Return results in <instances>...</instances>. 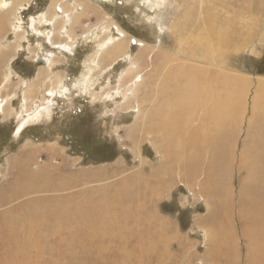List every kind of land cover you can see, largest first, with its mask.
Here are the masks:
<instances>
[{
    "label": "rangeland",
    "instance_id": "rangeland-1",
    "mask_svg": "<svg viewBox=\"0 0 264 264\" xmlns=\"http://www.w3.org/2000/svg\"><path fill=\"white\" fill-rule=\"evenodd\" d=\"M263 59L264 0H0V264H264Z\"/></svg>",
    "mask_w": 264,
    "mask_h": 264
},
{
    "label": "bare ground",
    "instance_id": "bare-ground-1",
    "mask_svg": "<svg viewBox=\"0 0 264 264\" xmlns=\"http://www.w3.org/2000/svg\"><path fill=\"white\" fill-rule=\"evenodd\" d=\"M178 25V24H177ZM125 44H126V41H122V42H120V43H118L116 46H114V50L115 49H117V51H115V53L114 54H119V53H122V52H124L125 51ZM145 65V64H144ZM176 74H181V76H175V79L176 80H178L176 83H174V84H176V85H173L174 86V89H173V92H172V94H171V96H170V98H169V100H167V99H165V100H167V101H169V106H165L167 109H168V111L169 110H171V109H174L173 111L175 112L174 114H173V116H172V118H171V115H169V112L167 111L165 114H161V117H160V121L161 120H163L166 124H168L169 125V123H170V121H171V123L172 122H175V123H177L178 122V120H179V117L180 116H182L186 111L185 110H188V112H189V115H188V121H185V125L182 127V128H186V126H187V124H188V122H189V119H192V113H193V109H195L194 107H192V109H190V106H187V104L189 103L188 102V98H187V91H188V93H189V96H191L192 95V92L193 91H195V89H196V82L197 83H199L200 81V84H199V87H200V89L201 90H206V86H205V84L202 82V80H200V79H198V78H194V77H192L191 75H186V76H182V73H180V71H176ZM228 81V80H227ZM240 81V80H239ZM238 82V81H237ZM227 84V83H226ZM225 84V85H226ZM231 85V84H230ZM233 85V84H232ZM236 85V84H235ZM238 85V84H237ZM228 86V85H227ZM234 86V85H233ZM242 85L240 84V86L239 87H241ZM264 86V85H263ZM197 87H198V84H197ZM199 87H198V89H199ZM228 87H230V86H228ZM239 87H237V89L239 88ZM245 87V86H244ZM227 88V87H226ZM168 90H170L171 91V89H168ZM224 90V89H223ZM233 90V89H232ZM231 90V91H232ZM239 90V89H238ZM242 90H243V88H242ZM169 91V92H170ZM234 92L230 95V96H228V97H226V95H225V97L226 98H229L228 100H229V106L231 107V108H229V106H228V109L225 107V106H223L222 107V109L224 110L225 108V110H224V113L226 112V115H224L225 116V118L226 119H230V120H233V119H235L234 118V116L232 115V113L234 112L235 113V111H234V109L235 110H237L236 108H238L239 107V102L240 101H238V99H239V96H238V94L235 92V89L233 90ZM241 91V90H240ZM203 92V91H202ZM223 92V91H222ZM54 93V92H53ZM194 93V92H193ZM231 93V92H230ZM229 93V94H230ZM239 93V92H238ZM263 93V92H262ZM51 94H52V92H51ZM228 94V93H227ZM53 95V94H52ZM162 95H165V94H162ZM198 95V94H197ZM205 95V94H204ZM48 96H50V95H48ZM201 96V95H200ZM241 96H242V93H241ZM262 96V101H263V103H264V93H263V95H261ZM51 97V96H50ZM166 97V96H165ZM167 97H168V95H167ZM203 97V96H202ZM217 97V96H216ZM223 97V96H222ZM231 97V98H230ZM243 97V96H242ZM219 98V97H218ZM224 98V97H223ZM213 99V98H212ZM221 99V98H220ZM241 99V98H240ZM192 100V102L193 103H195L194 105H203L204 104V100L203 99H200V100H197L196 98H193V99H191ZM190 100V101H191ZM206 100V99H205ZM224 100V99H223ZM261 100V99H260ZM225 101V100H224ZM162 102H165V101H162ZM211 102V101H210ZM165 103H167V102H165ZM256 103H258V102H256ZM164 105V104H163ZM223 105V104H222ZM239 109V108H238ZM51 110H52V106L51 107H47V108H43V109H38L36 112H31L32 113V115H30V116H27L26 118H22L21 120H20V122H19V124H18V127H17V130H16V134H19L20 133V131L28 124V123H30L29 121L30 120H39V118L41 117V116H44L45 115V117L47 118L48 116H50L51 114H50V112H51ZM239 111V110H238ZM172 112V111H171ZM232 112V113H231ZM46 115H48V116H46ZM157 115V114H156ZM235 115V114H234ZM237 115V114H236ZM235 115V116H236ZM26 116V115H25ZM158 118H159V116H158ZM182 120H184V118L182 119ZM219 120V119H218ZM158 121V120H157ZM236 121H237V119H236ZM236 121L234 122V123H236ZM222 122V121H221ZM34 123V122H33ZM223 123V122H222ZM224 123H226V121L224 122ZM228 123H229V121H228ZM31 124V123H30ZM181 125V124H180ZM177 126V125H176ZM178 129L180 128V130H181V127L179 126V124H178ZM173 129V128H172ZM176 130V129H175ZM182 131V130H181ZM203 131V130H202ZM205 132V131H204ZM171 133H174V132H171ZM176 133V135L178 136V137H180V139H181V137L183 138H185V139H187V141H186V143L184 142V144H186L185 145V147L187 148V149H185V147H184V149L182 150L181 149V146H179L180 148V150H182V151H189L190 152V154L192 153L193 154V152H194V155H195V151L194 150H197V144H198V140H199V132L198 131H186V130H183V132L182 133H180V131H177V132H175ZM169 135H171V138H172V134H170V130H169ZM205 136V135H204ZM202 137V138H205V137ZM175 138H176V136H174ZM174 139V138H173ZM175 140V139H174ZM183 140V139H182ZM205 140H207L206 138H205ZM173 142V141H172ZM181 142V141H180ZM179 143V142H178ZM177 143V144H178ZM183 143V142H182ZM173 144V143H172ZM172 144H170V142L167 144V146H169L168 148H167V151L169 152V153H171L173 150H172ZM181 144V143H180ZM183 144V145H184ZM174 145V144H173ZM174 148H175V146H173ZM177 147V146H176ZM187 151V152H188ZM186 152V153H187ZM175 154V153H174ZM199 154V152L197 151L196 152V155H198ZM177 155H180V153H179V151H178V154ZM202 156V155H201ZM191 157V156H190ZM263 164V163H262ZM253 174V173H252ZM254 174H256V173H254ZM214 174L212 173L211 174V176H213ZM252 176V175H251ZM253 177V176H252ZM251 177V178H252ZM258 177H259V175H258ZM257 177V178H258ZM254 180V179H253ZM252 182H254V181H252ZM249 184V182L247 183V185ZM249 186V185H248ZM256 186V185H255ZM213 187H215V180H214V184H213ZM214 191V194H215V189L213 188L212 189V192ZM211 192V193H212ZM258 192V191H257ZM223 193V199L224 198H227V195L225 194V192H222ZM254 193V192H253ZM213 194V195H214ZM262 195V194H261ZM215 196V195H214ZM256 196H258V195H256ZM227 200V199H226ZM252 200V199H251ZM253 200H255V199H253ZM253 200H252V202H253ZM262 200V199H261ZM263 203H264V195H263ZM248 204V203H247ZM263 206H260L259 205V208L258 209H260V210H263L264 211V204H262ZM241 206L243 207V208H245V199L243 198V201H242V203H241ZM256 205H249L248 207H250L251 208V212H253V213H260L259 211L260 210H257V209H253L254 207H255ZM248 211H249V209H248ZM253 213H251V214H253ZM254 217V216H253ZM258 217V216H257ZM252 220V219H251ZM258 220H261V221H263V224H264V214H263V216L262 217H259L257 220L254 218V222H253V226H252V228H250L249 227V232H250V234H251V236H250V238L251 239H255V240H252L251 242L253 243V244H256V247L255 248H253L252 250H251V256H252V258H251V260H253L254 261V263H259V261H260V258L262 257V255L264 256V237H263V233L261 232V230L262 229H259L258 228V224H261ZM262 225V224H261ZM218 231V230H217ZM262 231H264V230H262ZM229 237V234L228 233H226V230H225V226H221L220 228H219V231L218 232H215V239L217 240L216 242L217 243H221V242H225L226 240H227V238ZM218 240L219 241H221V242H218ZM220 245V244H219ZM223 247V246H222ZM252 262V261H251ZM251 262H249L250 264H253V263H251Z\"/></svg>",
    "mask_w": 264,
    "mask_h": 264
},
{
    "label": "trees",
    "instance_id": "trees-1",
    "mask_svg": "<svg viewBox=\"0 0 264 264\" xmlns=\"http://www.w3.org/2000/svg\"><path fill=\"white\" fill-rule=\"evenodd\" d=\"M261 62H262V63H261V66H263V69H261L260 72H261L262 74H264V59H263Z\"/></svg>",
    "mask_w": 264,
    "mask_h": 264
}]
</instances>
